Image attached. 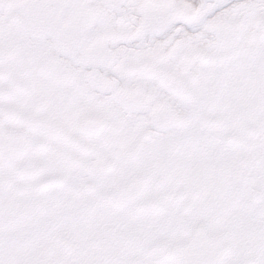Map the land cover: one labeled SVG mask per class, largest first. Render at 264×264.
I'll return each mask as SVG.
<instances>
[{"label":"snow or ice","instance_id":"obj_1","mask_svg":"<svg viewBox=\"0 0 264 264\" xmlns=\"http://www.w3.org/2000/svg\"><path fill=\"white\" fill-rule=\"evenodd\" d=\"M0 264H264V0H0Z\"/></svg>","mask_w":264,"mask_h":264}]
</instances>
